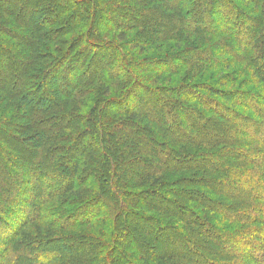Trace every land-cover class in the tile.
I'll use <instances>...</instances> for the list:
<instances>
[{
	"label": "trees",
	"instance_id": "1",
	"mask_svg": "<svg viewBox=\"0 0 264 264\" xmlns=\"http://www.w3.org/2000/svg\"><path fill=\"white\" fill-rule=\"evenodd\" d=\"M104 1L0 0V264H264V0ZM165 186L195 195L167 218L185 253L144 199Z\"/></svg>",
	"mask_w": 264,
	"mask_h": 264
},
{
	"label": "rangeland",
	"instance_id": "2",
	"mask_svg": "<svg viewBox=\"0 0 264 264\" xmlns=\"http://www.w3.org/2000/svg\"><path fill=\"white\" fill-rule=\"evenodd\" d=\"M17 1H20V0H17ZM133 0H128V3H127V5L129 6V7H131V8H137V6L132 2ZM102 3H106V5L107 6H116V4H118V3H120V0H106V1H104V2H102ZM105 5V6H106ZM130 8V9H131ZM140 9V8H139ZM99 11H101V10H97L96 12H95V15H96V17H99V15H102V14H100L99 13ZM107 14V13H106ZM112 14H113V12H112ZM156 16V15H155ZM143 18H146V19H144V20H146V21H152L153 20V22L156 24V26L157 27H160V29H167V30H169V28H173L174 27V25L171 23V20H169V19H166L165 18V20L164 19H159V17H152V16H147V17H143ZM130 31L131 32H133V36H135V38L136 37H138L139 39H145V37H144V35H145V31L144 30H140L139 28H137V29H133V28H130ZM65 35V34H64ZM63 35V36H64ZM112 36H113V34H112ZM56 46L57 47H59V48H61V46H60V44H56ZM63 47V46H62ZM149 47V46H148ZM155 49H156V47H154ZM131 49H132V51L135 53L136 52V48H133L132 46H131ZM155 49H153L154 50V52H155V54L156 55H159V57H162L164 54H165V50H164V52L163 51H158V50H155ZM50 50H52V51H54V53L57 55L58 53H56L55 52V46L54 47H52ZM61 50V49H60ZM145 56V55H147V53H139L138 54V57H143V56ZM38 61V60H37ZM43 61V60H42ZM5 63H6V66H5V68H3V70H1V71H3L4 72V75H6V76H8L9 78H11V80H12V78L14 77V74H22V72H23V70L21 69L22 67H21V64L20 63H18L17 61H13V58H8L6 61H5ZM44 63L45 62H37V65H44ZM101 65H104V63H102ZM137 65H138V61H137ZM143 65V63H140L138 66H139V68H137L136 67V69H134L133 67L131 68V71H132V73L133 74H136V73H138V71L140 70V73H142V70H145V69H143V68H140L141 66ZM116 70H118L117 68H116ZM115 71V69L113 68L112 69V72H114ZM59 75H62V74H60V73H58ZM167 74V73H166ZM165 74V76H160L159 78H158V83H157V85H155L154 83H153V81H152V79H154V78H156V76H154L153 74H152V72H147V70H145V71H143V76H142V78H140V79H138V80H140L141 81V83L143 84V85H145V86H148V87H161V86H163V87H165V84H169V82H171V81H180V80H182V83H188L189 81L187 80V75H186V72H184V71H182V72H180V73H175V75L174 74H168V75H166ZM165 77H167L166 79H165ZM128 78V76H126V74H125V72H119L118 73V76L115 78L116 80H118V81H116V82H114L113 84H111V94H119V92H120V90L122 89V88H124V85H126V83L128 82V80H126ZM164 79L166 80L165 82H164ZM128 84V83H127ZM99 86H100V84H99ZM101 87V86H100ZM52 88V87H51ZM101 89V88H100ZM50 91V90H49ZM51 93L53 94V96L55 97V99H53L54 101H56V102H58L59 101V99H60V95L57 93V90H55V89H51ZM160 94V93H159ZM97 96V95H96ZM160 97H162L161 96V94H160ZM90 99H92V100H94L95 99V96H94V94L93 93H90V94H88V96L87 97H85V99H83L82 101H84V102H88V103H90L91 101H90ZM154 98H153V96H146L145 98H144V100H145V104H146V106H151V104L152 103H154V100H153ZM42 101H44V100H42ZM45 102H47V99L45 98ZM178 102V101H177ZM176 102V103H177ZM173 104V105H172ZM172 104H169L168 106H171L172 108L171 109H178L177 108V106L178 105H176L175 106V104L174 103H172ZM59 105L61 106V104L59 103ZM165 107H167V105H165L164 104V106L161 108L162 109V112H163V109H166ZM83 111H87V106L86 105H84L83 106ZM150 109H152V108H150ZM130 122H128V124H129ZM140 125H144V124H142V123H140ZM129 128H131V130L132 129H135V126H132V124L131 125H129ZM136 132H139V130L138 129H136ZM163 147H161V149H162ZM134 157H135V159H138V163H137V165L139 164V161L141 160V159H147L146 158V156H144L142 153H141V151H138L137 149H136V151L134 152ZM174 156V155H173ZM124 167L122 168H120V170H121V172L124 174V171H125V173L127 172V173H131L132 171H129L130 170V168H131V166H130V164H124L123 165ZM83 168V167H82ZM132 169V168H131ZM138 170H140V169H138L137 168V170H135V171H138ZM183 172H181V174H182ZM92 174H94V173H92ZM94 177H95V175H94ZM94 182H96V180H93ZM189 183V182H188ZM187 183V184H188ZM179 185H181V187L182 186H184V185H186V184H184V183H178ZM150 187V186H149ZM165 189H167V191H165V199L163 198L164 196H162V197H159V195L158 196H156L157 194L155 193V191L153 192H150L149 191V193L147 192L146 194H147V197L146 198H144L145 200H147L148 198V200L150 201V202H158L159 201V203L161 204V206L163 207V208H165L166 210H165V229H163V231H164V234L161 236V238L162 239H166V241L168 240L169 242H172V243H170L171 245L173 244V242L178 238V237H181L180 239H181V244H180V246H178V252L179 253H185V250H186V247L188 248V247H190L191 245H192V243H194L193 242V240H195V236H194V233L192 232V230L190 231V230H187L185 227H181L180 229H181V232L184 234V235H182V236H177V233H176V235L175 234H173L172 233V231L170 230V229H168L167 227L170 225V224H172L171 222H167V218H168V213H177V212H175V210L174 209H178L179 210V207H183L184 208V206L183 205H186V204H189V203H191V199L192 198H194V194L193 193H181V194H175V195H172V193L171 192H169L168 191V189H169V187H167V186H165ZM156 194V195H155ZM107 196V195H106ZM157 204H155V206L153 207L154 209H158L159 207H157L156 206ZM181 209V208H180ZM185 209V208H184ZM164 210V209H163ZM163 210H160V211H163ZM139 211L141 212V213H143V215H152V212H150L149 210L147 211V210H145V209H139ZM173 211V212H172ZM179 212V211H178ZM181 213V212H180ZM41 224V223H40ZM176 224V225H175ZM171 226V225H170ZM178 227L179 226V222H174V227ZM190 231V232H189ZM131 234H132V236L133 237H135V238H137L138 240H142V238H144L145 239V242H148L149 241V239H148V237H147V235H144L143 233V231H139L137 228H132V229H130V231H129ZM189 242V243H188ZM171 250V249H170ZM169 250V251H170ZM179 256V255H178ZM180 257H181V255H180ZM20 263H24L23 261H20Z\"/></svg>",
	"mask_w": 264,
	"mask_h": 264
}]
</instances>
